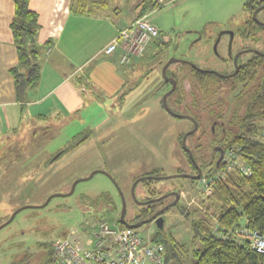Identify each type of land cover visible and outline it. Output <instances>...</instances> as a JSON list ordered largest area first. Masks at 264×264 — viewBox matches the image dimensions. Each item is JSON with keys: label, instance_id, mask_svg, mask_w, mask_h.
<instances>
[{"label": "rangeland", "instance_id": "374dc122", "mask_svg": "<svg viewBox=\"0 0 264 264\" xmlns=\"http://www.w3.org/2000/svg\"><path fill=\"white\" fill-rule=\"evenodd\" d=\"M247 1L162 0L161 8L149 12V20L163 32L165 41L170 40L169 47L161 54L148 49L140 56L142 59L135 58L127 67L120 62L104 63L102 55L97 58L94 55L116 35V29L130 25L139 14L142 0L81 1L85 5L82 9H95L92 14L80 15L81 57L94 56L81 66L83 73L78 89L82 90V108L73 114L63 112L60 118L50 115L45 119L34 117L28 110L15 132L0 133V224L16 210L30 206L0 230L2 254L12 257L19 253L26 259L25 264H35L40 259L38 253L47 251L39 243L53 245L66 236L79 237L85 243L92 231L86 227L87 221L92 222L94 218L107 219L117 229L125 227L117 222L123 205L120 190L129 206L127 218L130 219L136 207L131 190L137 179L155 171L158 177L192 172L181 144V137L190 130L192 122L188 118H175L165 110L163 97L171 87L162 84L165 64L158 65V58L161 56L166 62L171 58L188 61L221 74L229 71L232 66L225 68L222 64V59L229 55L231 35L229 38L227 33L235 34L232 51L236 55L245 42L239 29L248 17L244 9ZM72 3L77 7L79 0H70L71 6ZM258 19L264 21V10L258 13ZM262 39L245 44L264 53V35ZM250 57L251 53L242 55L244 60ZM111 64L114 71L109 69ZM79 65L75 61L73 66L76 69ZM190 67L174 63L168 68L177 73L180 84L191 85L180 104L177 105V96L168 104L178 114L198 118L200 129L188 138L187 147L199 164L201 155L210 153L213 137L210 126L216 116L208 109L203 111L208 98L193 85ZM126 69H132V73L124 79ZM83 75L88 81L93 78V82L83 84ZM232 83L233 79L220 81L217 86L223 88L218 101L231 102ZM210 110L216 112L215 108ZM260 137L257 135L255 139ZM93 172H96L93 177L87 179ZM78 180L72 194L64 195L72 191ZM199 187V182L185 178L155 179L149 186L140 183L136 187L138 201L148 200L149 191L155 196L174 191L180 195L177 205L165 212L163 231L184 245L180 261L170 264H196L192 250L202 249L199 242L192 244L191 229L193 211L200 207L202 199ZM55 194L60 195L48 201ZM102 197H110L118 210L106 202L99 203ZM173 200L171 196L163 202L167 205ZM135 230L145 241L155 242L158 229L154 224L140 225Z\"/></svg>", "mask_w": 264, "mask_h": 264}, {"label": "trees", "instance_id": "16d2710c", "mask_svg": "<svg viewBox=\"0 0 264 264\" xmlns=\"http://www.w3.org/2000/svg\"><path fill=\"white\" fill-rule=\"evenodd\" d=\"M13 1L15 13L11 30L18 54V63L10 69V74L14 79L17 102L24 108L30 102L31 93L40 84L44 55L51 47L52 41L45 44L39 43L38 35L41 29L39 14L30 8L31 0ZM81 1L83 0H79L77 7L72 3V12L80 15L92 14L94 8L92 10L82 9L83 2ZM263 5L264 0H248L246 2L244 9L248 17L243 27L239 29V34L243 38L254 42L263 40L264 26L253 18L254 11ZM161 7V0H142L138 8L139 14L134 21L144 16H148L149 20V12ZM157 29L158 36L149 42L145 51L152 49L161 54L169 47L170 40L166 39L165 41V35L158 27ZM119 52L121 51L117 52L121 56ZM135 58L123 66L130 65ZM158 59V65L163 66L166 63V59H162L161 56ZM180 64L181 66L186 65ZM262 70L263 72L260 73ZM167 73L172 75L170 69ZM190 76L193 85L208 98L202 108L204 112L208 109L211 111V115L216 116L211 122V127L224 138L226 155L230 159L238 161L240 166L247 165L252 169L250 176H241L235 170L228 172V163L223 160L218 163L219 155L214 158L212 164L206 165L204 177H213L221 172L226 174L224 177L214 178L213 193L202 198L200 207L193 211L192 244L199 242L202 249L193 248L192 257L196 259V264H264V254L252 248V241L248 236L252 232H257L264 237V143L255 139V136L264 134V57L253 55V59L248 61L233 79L229 89V92L234 94L231 102L228 99L224 101L217 99L220 89L223 88L217 85L225 79L211 73L198 71L193 67H190ZM175 78L178 81L176 75ZM162 84L170 86L165 82ZM239 85L242 86L241 89L237 88ZM190 87V83L182 85L178 82L175 92L168 97V101L173 96H177V105L180 104L184 92L188 91ZM210 108H215L216 112ZM195 118L198 120L197 117ZM185 154L189 158L186 151ZM149 175L159 178L157 171ZM141 183L149 186L154 181L148 179ZM149 193L147 199L159 197L155 196L154 192L149 191ZM98 200L99 203L106 202L116 211L118 210L110 197H102ZM162 203L161 201L150 204L144 209L143 217L153 214ZM201 207L205 212L201 210ZM117 222L120 223V220L118 219ZM154 241L166 245L164 264L180 261V253L184 249V245L180 244L172 235L168 236L166 231L158 230ZM42 246L47 251L39 254L40 259L35 264H49L52 259V243H40L39 247ZM11 260V264H25L26 261L20 254H14Z\"/></svg>", "mask_w": 264, "mask_h": 264}, {"label": "crops", "instance_id": "0c3cea01", "mask_svg": "<svg viewBox=\"0 0 264 264\" xmlns=\"http://www.w3.org/2000/svg\"><path fill=\"white\" fill-rule=\"evenodd\" d=\"M30 8L39 14L41 25L38 35L39 43L45 44L52 41V44L44 55L40 84L31 93L30 102L22 108V105L17 102L14 79L10 74V69L18 63V54L11 30L15 5L13 0H0V133L15 132L28 110H31L33 116L38 119L49 118L50 115L60 118L63 112L75 113L82 108L84 103L82 90L78 89L83 73H81V66H85L94 56L97 58L100 55L104 57V63L120 62L118 53L107 57L103 54V50L116 38L119 30L124 26L118 27L116 35L104 43L94 56L89 59L86 56L82 59V50L79 45L82 36L80 14L72 12L70 0H31ZM50 32L55 34L50 35ZM41 34H48V36L41 37ZM65 53L70 55L66 56ZM75 61L77 65L81 63L76 69V66H73ZM112 65L109 69L114 71ZM92 73L93 71L90 77ZM129 73H132V69L125 70L124 79ZM85 74H87L86 71ZM83 77V84L93 82V78L88 81L85 75Z\"/></svg>", "mask_w": 264, "mask_h": 264}, {"label": "built area", "instance_id": "2783aa9c", "mask_svg": "<svg viewBox=\"0 0 264 264\" xmlns=\"http://www.w3.org/2000/svg\"><path fill=\"white\" fill-rule=\"evenodd\" d=\"M162 1V0H161ZM159 34L157 27L148 20V16L139 18L129 26L119 30L115 39L103 50L107 57L121 54L120 64L125 65L135 57L143 55L149 42ZM264 143V134L260 137ZM228 163V172L235 170L241 176H250L252 169L239 165L235 159L225 155L222 159ZM221 172L213 177L199 180V192L202 198L213 191L214 178L224 177ZM86 227L92 229L85 243L79 237L66 236L53 242V256L49 264H164L166 245L162 242H147L138 231L130 227L114 228L107 219L87 221ZM87 232V229H86ZM254 250L264 254V237L257 232L248 235Z\"/></svg>", "mask_w": 264, "mask_h": 264}, {"label": "water", "instance_id": "95a60500", "mask_svg": "<svg viewBox=\"0 0 264 264\" xmlns=\"http://www.w3.org/2000/svg\"><path fill=\"white\" fill-rule=\"evenodd\" d=\"M262 10H264V5H263V6H260L259 8H257V9L254 11V13H253V18L255 19V21H256L257 23H259L260 25H263V26H264V22H262L261 20L258 19V13H259L260 11H262ZM231 35L233 36L234 33H231ZM215 48H216V47H215ZM252 52L256 53V54L259 55V56L264 57V53H262V52H259V51H257V50H252ZM239 55H240V54H238V55L236 56V58H235L236 70H235V72H234L232 75H229V76H226V75L220 74V73H218V72L210 71V70H203V69L197 67L196 65H194L193 63H190V62H188V61H183V60L176 59V58H171L170 60H168V61L165 63V65L163 66V69H162V73H163V76H164V82H165V83H169V84H171V89H170L168 92H166V94H165L164 97H163V106H164L165 110H166L171 116H173V117H175V118H180V119H182V118H191V117L188 116V115H181V114H178V113L174 112V111L170 108V106H169V104H168V97H169L170 95H172V94L175 92V90H176V88H177V85H178V81L176 80L174 74H172V75H168V73H167L168 68H169L172 64H174V63H179V62L186 63V64L192 66L194 69H196V70H198V71H201V72H207V73H215V74L218 75L219 77H221V78H226V79H227V78H232V77H234V76L238 73V71H239V66H238V64H237V58H238ZM191 119L193 120V122H194V124H195V128H194L192 131L186 133V134L183 136V139H182V145H183L184 150L189 154V156H190L192 162L195 164L196 169L198 170V174H197V175H191V174L180 173V174H176V175H174V176H168V177L164 176V177H159V179L189 178V179H192V180H196V181H197V180H200V179L202 178L203 174H202L201 168L198 166V164H197V162H196V159L194 158V155H193L192 151L187 147V139H188V137H189L190 135L196 133V131L198 130V123H197V121H196L195 119H193V118H191ZM222 159H223V155L220 156V158H219V160H218V163H220V161H221ZM95 173H96V172H93V173H92L87 179L92 178L93 175H94ZM152 178H154V177H152V176L141 177V178H139V179H137V180L135 181V183H134V185H133V187H132L131 192H132V195H133V197H134V200H135L136 204H138V205H149V204H152V203L160 202V201L166 199L167 197H169V196H173V195L175 196V200H174L172 203H170V204L166 205L165 207H163L162 209H160V210H159L158 212H156L152 217H150V218H148V219H146V220H144V221H141V222L135 223V224H130V223H128V222L125 220L126 211H127V203H126V200H125V198H124V194H123V192L119 189V190H120L121 197H122V200H123L122 212H121V216H120V223H121L122 225H124V226H126V227H130V228H134V229H135V228H137V227L140 226V225H144V224H147V223H150V222L154 221L155 224H156V226H157V229H158V230H161V231L164 230V226H165V218H164L163 214H164L167 210H169L171 207L177 205V203H178L179 200H180V195H179V193H170V194H166V195L160 196V197H158V198L148 199V200H146V201H138L137 198H136V195H135L136 186H137L140 182L145 181V180H147V179H152ZM78 182H79V180H78L77 182H75V184H74V186H73V188H72V191H71L70 193H68V194H64V195H71L72 192H73V190L75 189V187H76V185H77ZM57 195H60V194L52 195V196L49 198L48 201H50L52 198L56 197ZM47 203H48V202H47ZM45 205H46V204H44V205L41 206V207H44ZM28 207H30V206H25V207H22V208L16 210V211L12 214V216L9 218V220L6 221L4 224H2V225L0 226V230H1L2 228H4L5 226H7L9 223H11V222L13 221V219L16 217V215H17L20 211H22L23 209L28 208Z\"/></svg>", "mask_w": 264, "mask_h": 264}, {"label": "flooded vegetation", "instance_id": "af4514ba", "mask_svg": "<svg viewBox=\"0 0 264 264\" xmlns=\"http://www.w3.org/2000/svg\"><path fill=\"white\" fill-rule=\"evenodd\" d=\"M230 33H227V36H229V38H230ZM240 35V34H239ZM234 37H235V34L232 36L231 35V42H229V55L226 57V58H223L222 60V64L224 65V67L226 68H229L230 66H232V69H230L229 71H225L224 73H223V75H226V76H229V75H232L234 72H235V70H236V64H235V58H236V56L238 55V54H240L239 56H238V58H237V64H238V66H239V71H238V73L234 76V77H232V78H227V79H234L238 74H239V72L242 70V67H244V66H246V64L248 63V61H251L252 59H253V55H257L256 53H254V52H252V50H254V49H252V48H250V46H248V45H246L245 44V42L246 41H248V42H251L252 40H249V39H246V38H243L241 35H240V37L242 38V41L244 42L243 44H242V46L240 47V50H238V52H237V54L235 55L234 53H233V51H232V44H233V40H234ZM222 38V35H221V37H220V39ZM219 39V40H220ZM219 43H220V41H219ZM245 53H251L252 54V57H250L249 59H243L242 58V55L243 54H245ZM179 63H182V62H179ZM184 64H186V63H184ZM186 65H188V64H186ZM190 66V65H189ZM192 67V66H191ZM204 70V69H203ZM171 74H174V76L175 75H177V73L176 72H173L172 71V73ZM211 74H214V75H216L215 73H211ZM221 74V73H220ZM216 76H218V75H216ZM219 77V76H218ZM219 78H221V77H219ZM222 79H225V80H227L226 78H222ZM169 84V83H168ZM170 86L169 87H171V84H169ZM232 101H233V99H232ZM191 118H193V119H195L196 121H197V119L195 118V117H192V116H190ZM191 118H188L189 120H191V122H192V127L190 128V130H188V131H186L185 132V134L186 133H188V132H190V131H192L194 128H195V124H194V122H193V120L191 119ZM197 123H198V121H197ZM211 127V126H210ZM199 129H200V124L198 123V130L196 131V133H194V134H192V135H190L188 138H190V137H192V136H194V135H196L197 134V132L199 131ZM211 133H212V135H213V137H212V141H211V143H210V145H209V147H211L210 148V153H205V154H203V155H201V159H202V161H201V163H197L198 164V166L201 168V171H202V174L204 175V172H205V170H206V168H205V166H206V164L207 165H209V164H212V162H213V160H214V158H216V156L217 155H219V156H221V155H223V156H225L226 155V150H225V146H226V142L224 141V138L221 136V135H219L218 134V132L217 131H214V129H213V127H211ZM184 134V135H185ZM182 139H183V137H182ZM188 140V139H187ZM181 144H182V141H181ZM182 147H183V145H182ZM208 149V148H207ZM187 153V152H186ZM188 154V153H187ZM188 156H189V154H188ZM188 161H189V165H190V167H191V169H192V172L190 173L191 175H197L198 174V170L196 169V166H195V164L192 162V160H191V158H190V156H189V158H188ZM204 161H205V163H204ZM197 162V161H196ZM205 165V166H204ZM178 174H180V173H178ZM149 176H152V175H149ZM147 177V176H146ZM152 177H154V176H152ZM155 179H159V178H157V177H154L153 179H149V180H155ZM185 179H189V178H185ZM148 180V179H147ZM190 180H192V179H190ZM146 181V180H145ZM192 181H194V182H196V183H198L199 182V180H192ZM143 182V181H142ZM141 183V182H140ZM139 183V184H140ZM137 187V186H136ZM171 193H176V191H174V192H171ZM160 197V196H159ZM169 197H171V196H169ZM168 198V197H167ZM173 199H175V196L173 195ZM165 200V199H164ZM142 201H146V199H144V200H142ZM174 201V200H173ZM172 201V202H173ZM161 202V201H160ZM162 202H163V200H162ZM171 202V203H172ZM158 203V202H157ZM135 204H136V202H135ZM153 204V203H152ZM170 204V203H169ZM150 205V204H149ZM149 205H138V204H136L135 206V209H133L132 210V213H131V217H130V219L129 218H127V216H128V214H129V206H127V211H126V216H125V220L128 222V223H130V224H135V223H138V222H141V221H144V220H146V219H148V218H150V217H152L156 212H158L160 209H162L163 207H165L166 206V204H164V202L160 205V207H158L157 208V210L153 213V214H151L150 216H147V217H143V215H144V209L145 208H147ZM168 205V204H167ZM121 212H122V208H121V210H119V220H120V216H121ZM163 216H164V218H165V213L163 214ZM9 219H7L6 221H8ZM5 221V222H6ZM5 222H3V223H1L0 224V226L2 225V224H4ZM165 222H166V218H165ZM151 224H154L155 226H156V224H155V222L154 221H152V222H150ZM148 224V223H147ZM157 227V226H156ZM40 244V243H39ZM39 244H38V246H39ZM18 247H19V245H18ZM39 250H40V248H39ZM38 250V251H39ZM5 254V257L4 258H2V256ZM4 254H2V251H0V264H11L12 263V260H11V257H9V255L7 254V253H4ZM18 255H19V253H17ZM38 254H40V253H38ZM14 255V254H13ZM12 255V256H13ZM9 257V258H8Z\"/></svg>", "mask_w": 264, "mask_h": 264}, {"label": "clouds", "instance_id": "9594fccd", "mask_svg": "<svg viewBox=\"0 0 264 264\" xmlns=\"http://www.w3.org/2000/svg\"><path fill=\"white\" fill-rule=\"evenodd\" d=\"M205 175L202 176V178L204 177ZM201 180V179H200Z\"/></svg>", "mask_w": 264, "mask_h": 264}]
</instances>
